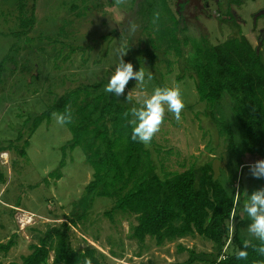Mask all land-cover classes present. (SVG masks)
Returning <instances> with one entry per match:
<instances>
[{
  "label": "rangeland",
  "instance_id": "rangeland-1",
  "mask_svg": "<svg viewBox=\"0 0 264 264\" xmlns=\"http://www.w3.org/2000/svg\"><path fill=\"white\" fill-rule=\"evenodd\" d=\"M24 4L25 11L20 14L19 0H0V149H4L0 166L5 174V181L0 183V242L16 237V245L6 254L0 251V261H19L48 225L59 224L83 210L86 215L72 231L73 246L96 247L107 256V264L180 262L188 254L179 251L178 244L196 251L211 250L212 242L198 235L161 246L147 237L140 245L130 237L134 217L117 213L112 223L103 212L111 207L113 199L86 197L84 188L93 169L85 161L81 146L63 151L72 134L66 124L57 122L59 114L52 113L30 132L33 119L68 90L101 81L105 92L122 49L126 50L125 62L134 65L143 58L140 67L152 75L150 81L146 77L143 86L135 80L126 85L124 95L132 99L129 103L133 109L160 87L158 83L181 89L184 108L180 119L166 111L158 132L146 145L157 172L163 175L210 161L216 177L229 192L235 189L238 195V186L242 187L239 209L245 222L240 234L242 240L249 241L251 219L245 207L250 204L251 194L264 187V179L254 178L249 167L237 166V159L229 158L225 134L217 121L230 123L238 145L243 141L240 125L226 95L214 104L199 101L189 59L192 48L204 37L218 44L239 35L240 30L254 46L258 45L256 39L264 20L260 19L254 29L252 16L262 9L264 0H242L241 6H232V15L211 4L204 9L206 12L192 8L185 17H178L180 41L176 45L183 48V56L172 47H153L151 39L158 37L156 15L151 12L143 16L140 2L132 9V0H27ZM164 18L162 21H167L168 17ZM21 20H34V25L27 33L17 35L26 32ZM259 49L264 61V48ZM24 141L28 146L21 156L17 149ZM62 159L65 164L61 178L49 177ZM241 160L252 162L254 158L244 154Z\"/></svg>",
  "mask_w": 264,
  "mask_h": 264
},
{
  "label": "trees",
  "instance_id": "trees-1",
  "mask_svg": "<svg viewBox=\"0 0 264 264\" xmlns=\"http://www.w3.org/2000/svg\"><path fill=\"white\" fill-rule=\"evenodd\" d=\"M25 1L19 0L20 14L25 11ZM140 3L143 16H150L151 12L156 15L158 37L151 39L153 47H172L183 56V48L176 45L180 41V20L170 13L167 0H140ZM33 9L31 6V11ZM166 16L167 21L164 20ZM21 25L26 32L17 35L27 33L34 20L28 23L21 20ZM238 34L218 44H211L204 37L192 48L189 63L199 101L209 105L221 101L225 95L228 97L243 141L239 145L236 143L230 123L217 121V124L225 134L229 158L235 157L234 164L244 168L264 159V61L260 50L240 30ZM147 58L151 59V55ZM142 59L134 63V71L139 69ZM180 79L181 76L177 77L176 82ZM158 85L163 87L161 83ZM102 86L98 81L68 90L35 117L30 128L32 133L52 113H65L66 119L71 115V121L65 124L72 137L62 149L82 147L85 161L93 169L92 178L84 188L86 197L112 198L113 204L103 212L112 223L117 213L134 217L130 237L140 245L147 237L161 246L167 241L194 235L212 242L207 252L178 244V250L186 251L187 258L163 264H264V255L258 251L264 244L253 235L247 242L241 238L245 222L239 209L242 187L238 186V195L235 189L229 192L216 177L210 161L160 175L150 150L131 138L129 101L132 99L104 92ZM27 146L28 141H24L17 152L25 155ZM244 154L253 156L254 161H242ZM64 164L62 159L49 177L60 179ZM4 181L5 174L0 166V183ZM86 212L75 211V216L48 225L37 241L29 244L27 254L7 264H107V256L96 247L87 244L83 249H76L73 246L72 231ZM15 238L12 235L6 242H0V251L6 254L16 245ZM244 244L249 245L248 258L238 260L236 253ZM110 255L115 257L116 254L111 251ZM0 264L4 263L0 261Z\"/></svg>",
  "mask_w": 264,
  "mask_h": 264
},
{
  "label": "clouds",
  "instance_id": "clouds-1",
  "mask_svg": "<svg viewBox=\"0 0 264 264\" xmlns=\"http://www.w3.org/2000/svg\"><path fill=\"white\" fill-rule=\"evenodd\" d=\"M126 50L120 52L119 63L115 67L114 74L109 78L105 91L114 96H122L125 93L126 85L130 80H135L138 85L143 86L147 80L152 79L151 73H146L141 67L134 71L131 62H125L123 56ZM184 108V101L179 86L156 87L152 94L144 97L139 107L133 109L130 114V125L132 126L131 138L134 141L149 144L154 134L165 117V113L174 114L177 120L180 119L181 111ZM59 124L71 121V115L67 119L65 113L56 116ZM250 174L257 179H264V159L257 160L249 166ZM250 204L245 207L248 217L251 219L248 231L264 244V188L251 194ZM248 244H244L242 250L236 253V259L246 260L248 258ZM264 255V247L258 249Z\"/></svg>",
  "mask_w": 264,
  "mask_h": 264
},
{
  "label": "flooded vegetation",
  "instance_id": "flooded-vegetation-1",
  "mask_svg": "<svg viewBox=\"0 0 264 264\" xmlns=\"http://www.w3.org/2000/svg\"><path fill=\"white\" fill-rule=\"evenodd\" d=\"M199 1H201V0H167L166 5H167V8L169 9L170 13L175 15L177 19H179L178 17H182V18L185 17L187 15V13L190 12V10L192 8H193V10H195V12L200 11V10L206 12L204 9L206 7H210L212 5L215 6L216 8H218L219 11L226 12V13L232 15V13H233L232 6L233 5H236V6L242 5V0H202V3L200 6L198 5ZM234 1H237L238 3L234 2ZM139 2H140V0H132L131 9L136 4H139ZM130 3H131V1H130ZM223 6H224V8H223ZM260 19L264 20V5H263L262 9L258 10V12L254 13L252 16L254 29H257V22ZM180 24H181V20H180ZM256 43L258 44V45H255V47L257 49H259L260 46H263V48H264V25L259 28V33H258V37L256 39Z\"/></svg>",
  "mask_w": 264,
  "mask_h": 264
},
{
  "label": "built area",
  "instance_id": "built-area-1",
  "mask_svg": "<svg viewBox=\"0 0 264 264\" xmlns=\"http://www.w3.org/2000/svg\"><path fill=\"white\" fill-rule=\"evenodd\" d=\"M28 218H30V216H29V217H28V216L26 217V219H28ZM30 223H32V221H31V222H28V223H26V225H28V224H30ZM26 225H25V226H26Z\"/></svg>",
  "mask_w": 264,
  "mask_h": 264
}]
</instances>
